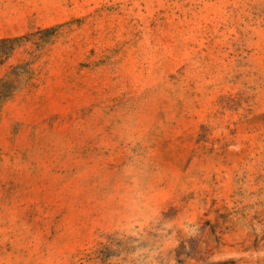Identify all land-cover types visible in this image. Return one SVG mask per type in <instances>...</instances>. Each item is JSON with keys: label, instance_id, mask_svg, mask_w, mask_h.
<instances>
[{"label": "rangeland", "instance_id": "374dc122", "mask_svg": "<svg viewBox=\"0 0 264 264\" xmlns=\"http://www.w3.org/2000/svg\"><path fill=\"white\" fill-rule=\"evenodd\" d=\"M0 264H264V0H0Z\"/></svg>", "mask_w": 264, "mask_h": 264}]
</instances>
